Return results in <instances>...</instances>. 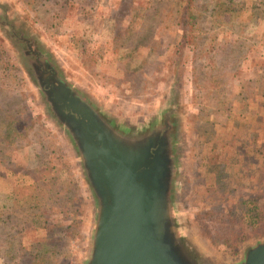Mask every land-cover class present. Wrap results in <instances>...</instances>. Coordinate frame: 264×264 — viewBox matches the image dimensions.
I'll return each instance as SVG.
<instances>
[{"label": "rangeland", "instance_id": "374dc122", "mask_svg": "<svg viewBox=\"0 0 264 264\" xmlns=\"http://www.w3.org/2000/svg\"><path fill=\"white\" fill-rule=\"evenodd\" d=\"M173 2L0 0V126L17 117L27 121L13 143L0 140V264H27L23 260L43 243L57 245L49 264H82L93 217L76 151L44 104L22 54L21 34L117 122L147 121L159 110L174 113V197L199 257L232 264L264 239V7L243 3L241 32L203 28V46L217 37L214 59L225 54V38L241 43L240 53L247 50L242 76L230 83L224 76L234 70L212 71L210 49L201 55L198 43L182 52L183 26ZM203 2L198 8L207 19L210 9ZM213 76L234 89L236 102L222 105L220 96L208 93L203 86ZM31 186L40 190L34 198L43 213L39 225L26 216L30 203L14 209L15 190ZM254 203L259 211L243 215Z\"/></svg>", "mask_w": 264, "mask_h": 264}, {"label": "water", "instance_id": "95a60500", "mask_svg": "<svg viewBox=\"0 0 264 264\" xmlns=\"http://www.w3.org/2000/svg\"><path fill=\"white\" fill-rule=\"evenodd\" d=\"M10 35L16 37L14 26ZM37 89L77 154L93 200L89 246L82 264H209L188 244L175 194L178 144L173 112L117 122L23 34ZM232 264H264V239Z\"/></svg>", "mask_w": 264, "mask_h": 264}, {"label": "trees", "instance_id": "16d2710c", "mask_svg": "<svg viewBox=\"0 0 264 264\" xmlns=\"http://www.w3.org/2000/svg\"><path fill=\"white\" fill-rule=\"evenodd\" d=\"M199 1H204L203 3H205V6L209 7L210 9V13L207 16V19L203 14L204 12L198 8ZM245 1H248L250 3V6L253 7H255V4L257 3L260 7H264V0H257V2L254 0H244L237 3L234 0H174V17H177V21L183 26V34L180 37V47H182V52L184 53L185 48L191 50V48H194L199 43L200 46L204 47V49L200 51L201 55L209 52L210 49V53L214 59V55L216 54L215 45L217 44V37H212L209 44L203 46V34H205V30H203V28L209 26L211 27V29H217V27H219L222 28V30L226 31L225 34H228L230 31L241 32L245 27V23L243 20V15L246 14L245 9L247 6L246 3L245 7H243V3H245ZM225 39L226 40L222 42V47L223 50H225V54H222L221 58L219 59L215 58L213 60L211 58L210 61H213L211 65L212 71H214L215 73H221L224 70L226 71V66L234 70L233 72H229V74L226 73L229 76H224L228 78V82L231 83L234 77L242 76V69L240 64L244 59V56L247 54V50L243 51L242 48L240 53L238 50V45L241 43H233L229 42L227 38ZM239 53L241 55H238ZM186 57H188V55H186L184 58ZM215 60H217V65L219 64L218 68L215 66ZM230 65L232 67H230ZM183 66H185L184 62L181 63V67ZM194 83L200 86L199 82H196V80H194ZM226 85L227 84L222 81L221 76H213L209 81V86L204 85L203 87H209L211 90H209L208 93L211 95L220 96L222 99V105H225L231 102H236L235 99L238 96L234 93V89L231 86ZM243 105L245 104H242V106ZM26 123L27 121L25 120V118L17 117L10 120L5 128H1L0 126V140L3 143L7 142V144L13 143L15 139L19 138L20 135L24 133V129L27 128ZM36 189V187L34 188L33 186H31L28 190H26V192L20 190L16 192L15 190L13 201L15 204V210L20 205L30 203L24 208V211H26V216L30 217L33 223L39 225L41 223L40 218L43 217V213L40 212L41 206L37 204L38 201L36 199L34 200L36 194L38 192L40 193V190ZM255 205V203L254 205H248L245 213L242 212L243 215H249L254 211L258 212L259 205ZM260 213L264 217V204L260 206ZM248 219L251 223H253L255 220V218L252 216ZM54 254H57V245L55 243L51 245H48V243H43L37 248L36 252H32V254H29L30 257H26L23 261L27 264H49V261ZM60 258H54L52 261L59 260ZM64 259L65 258H63V261Z\"/></svg>", "mask_w": 264, "mask_h": 264}]
</instances>
